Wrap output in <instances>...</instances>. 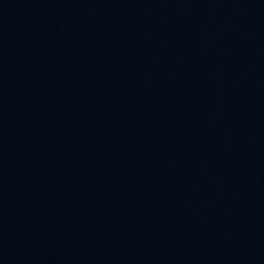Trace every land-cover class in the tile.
I'll return each mask as SVG.
<instances>
[{
  "label": "water",
  "instance_id": "water-1",
  "mask_svg": "<svg viewBox=\"0 0 264 264\" xmlns=\"http://www.w3.org/2000/svg\"><path fill=\"white\" fill-rule=\"evenodd\" d=\"M0 264H264V0H0Z\"/></svg>",
  "mask_w": 264,
  "mask_h": 264
}]
</instances>
